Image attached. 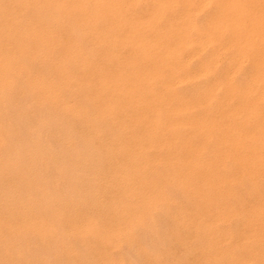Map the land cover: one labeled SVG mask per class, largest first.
I'll use <instances>...</instances> for the list:
<instances>
[{
    "label": "bare ground",
    "instance_id": "6f19581e",
    "mask_svg": "<svg viewBox=\"0 0 264 264\" xmlns=\"http://www.w3.org/2000/svg\"><path fill=\"white\" fill-rule=\"evenodd\" d=\"M36 1L0 0V264L40 263L32 262L31 254L24 251L30 248L28 242L31 239L46 248L52 245L50 243L60 244L57 250L60 256L55 253V257H64L68 264H91V258L93 264H124L122 256L127 253L120 256L117 254L119 249L136 242L139 233L136 231L146 230L147 225L149 228L154 219L152 214H159L162 209L168 211L171 204L177 205L171 196H167V186L180 190L189 202H195L193 209L177 205V214L172 218L181 229L204 234L206 241L202 244L203 262L200 264H248L256 255L247 247L245 249V245L254 241L264 248V0H201L199 6L193 0H183V11L177 17H170V14L180 0H150L144 13H140V9L138 12L140 0H84L78 3L44 0V5L50 8L49 17L38 16ZM210 6L212 14L199 27L195 12ZM190 47L194 50L188 56L190 59L206 48L212 49V55L200 63L196 72L188 70V60L183 56ZM228 50L232 51V57L230 61L228 59L226 71L220 73V56ZM246 65L252 68L251 75L237 82V74ZM200 78L201 81H195ZM192 85L196 87L189 91ZM19 96L20 102L16 101ZM38 109L58 113V116L61 113V121L67 118L68 121L83 122L84 131L100 138L95 142L96 146L113 154L97 165L107 166L114 172H106L108 177L101 181L92 180L96 190L105 189L103 196L98 191L94 195V191L88 194L91 190L88 188L87 194L78 192L74 196L82 178L75 179L78 174L74 176L70 168L67 170L73 177L67 184V180L62 184L65 188L73 186V192L68 189L72 195L61 191L56 178L55 183L60 187L58 192L53 190L52 179L49 182L48 177L45 181L37 177V165L39 167L41 160L51 157L54 148L47 145L46 150L40 142L45 136L40 138L41 132L50 127L48 122H53L48 116L50 113L46 112L48 115L44 116L45 112H39L42 117L38 127L32 126V121L27 119L28 112ZM57 123L63 132H68L66 139L63 135V144L59 143L62 144L60 150H79L81 141L77 135L79 146L69 137V131L75 126L70 125L72 129L67 127V131L65 123ZM52 126L54 128L55 123ZM103 126H113L116 134L109 136V132L107 135L100 132ZM23 130L29 135L22 137ZM103 136L113 140L105 143L101 139ZM54 144L58 147V143ZM91 147L94 146L85 142L82 148L91 150ZM3 151L8 155L4 156ZM28 152L31 153L29 159L24 157ZM46 153L48 156L42 158ZM67 153L65 157H70L71 153ZM24 159H28V164ZM54 159L57 164L56 155ZM47 161L44 164L48 165ZM70 162L72 159L64 165L68 166ZM74 164L71 165L76 167L78 163ZM61 168L57 173L60 176ZM67 170L63 172L70 177ZM104 173L100 176L105 177ZM95 176L98 177V173ZM62 178L58 179L62 181ZM245 184L249 185V192L258 194L256 206L247 208L244 203L233 204L239 195L234 189ZM111 189L118 195H113ZM109 193L113 196L108 202ZM68 196L71 197L69 201L66 200ZM170 210L167 213L170 214ZM222 223L241 226L238 243L246 256L242 253L238 257L234 247L229 249L234 232L232 225L221 230L219 225ZM176 234L173 240L182 243L184 237ZM146 237L144 235L142 239ZM72 240L78 243L75 245L83 246L88 254L93 253V257L83 252L89 261L82 260L85 256L79 263L76 253L82 250L74 244L71 246ZM35 246L31 247L35 249ZM30 251L34 250L30 248ZM147 257L152 264L159 259ZM49 259H43L42 264H51ZM172 259L171 264H176L175 258Z\"/></svg>",
    "mask_w": 264,
    "mask_h": 264
},
{
    "label": "rangeland",
    "instance_id": "374dc122",
    "mask_svg": "<svg viewBox=\"0 0 264 264\" xmlns=\"http://www.w3.org/2000/svg\"><path fill=\"white\" fill-rule=\"evenodd\" d=\"M54 1H65V0H54ZM69 1H71L72 3H78L79 1H84V0H69ZM108 1V0H107ZM149 1L150 0H142V2H141V0L138 2V12H140V10H141V12L140 13H144V11H146L147 10V8H148V6H149ZM193 3H195L196 4V6H199L200 5V2H201V0H193L192 1ZM36 3L38 4V8L37 9H39L38 10V16H50V8H47V6L46 5H44V0H37L36 1ZM140 3V4H139ZM90 4V3H89ZM141 4L144 6V4H145V6L143 7V6H141ZM182 5V6H181ZM91 6H92V4H90L89 5V7L91 8ZM141 6V7H140ZM178 6V7H177ZM177 6H176V8L174 9V11L172 12V14H170L171 16L170 17H177V16H180L181 15V13H182V11H183V8H184V3H183V0H180L179 2H178V4H177ZM43 8V9H42ZM47 9V11H46V9ZM144 8H146V9H144ZM211 8V10H209ZM36 9V10H37ZM140 9V10H139ZM179 9V10H178ZM44 11V13L43 12H41V11ZM34 12V10L33 11H31V14ZM196 14H195V19H196V22H197V25L199 26V27H202L204 24H205V22H206V19H207V17H209L211 14H212V7L210 6V7H208V8H205V9H203L202 11H199V12H195ZM197 13H199V14H197ZM201 13V14H200ZM42 14V15H41ZM203 14V15H202ZM199 15H201V16H199ZM201 17V18H200ZM198 18V19H197ZM48 18H46V20H47ZM203 19V20H202ZM200 21V22H199ZM202 24V25H201ZM86 39V38H85ZM194 39V38H193ZM195 39H198V38H195ZM89 49V51H91L90 49H91V47H88ZM189 49V48H188ZM188 49H186L185 51H184V53H183V56H184V58H187L186 60H188V70H191V71H193V72H196L197 70H198V68H199V65H200V63L201 62H204V61H207L208 59H209V57L212 55V49L209 47V48H206L205 49V51L203 50L197 57H194V58H191L190 59V57H188L190 54H192V52L191 51H194L193 50V47H190V49L188 50ZM191 52V53H190ZM203 53V54H202ZM206 54V55H205ZM222 56L225 58H223L222 59ZM229 56V57H228ZM231 57H232V51L231 50H228V51H226V52H224L221 56H220V69H219V71H220V73H222L223 71H226V68H228V63H229V61H230V59H231ZM204 58V59H203ZM206 58V59H205ZM227 58V59H226ZM228 59H229V61H228ZM191 61V63H189ZM199 61V62H198ZM196 62V63H195ZM198 63V64H197ZM195 64V66H193ZM197 65V66H196ZM225 65V66H224ZM223 66V67H222ZM193 67H194V69H193ZM39 69V68H38ZM251 70L252 68L251 67H249V66H245L244 68H243V70L241 71V73L240 74H237V76H236V78H235V80L237 81V82H241L242 80H243V78H246V77H248V76H250L251 75V73H252V70L251 71H249V70ZM218 71V72H219ZM249 72V73H248ZM245 73V74H244ZM241 76V77H240ZM195 81H201V78L200 79H197V80H195ZM200 85H203V83H199ZM200 85H197V86H200ZM193 85L192 86H190V89H189V91H191L193 88H195V87H193ZM20 96H19V98L17 97L16 98V101L18 100L19 102H20ZM82 99V98H81ZM40 109H38V111H34V112H28L27 113V119H28V121L29 122H31V124H32V126H35V127H38V121H39V119L42 117V115H46L47 113H50L51 114V116H50V114L48 115L49 116V118L53 121H50V122H52V124H54L55 123V127L53 128V126H52V124L51 123H49L48 122V124L50 125V127H48V129L47 130H44L43 132H41V136H40V138L42 137V136H44L43 138H41L42 140L40 141V142H42L41 143V145L43 146V147H45L46 148V150L48 149L47 148V145H49V146H51L52 148H53V155L50 157V156H48L47 155V153H46V155L44 154V156L45 157H43V155H42V158H46L47 156L49 157V158H51V159H47V160H49V162L46 160V159H44V160H46L47 162H48V165L47 164H44V163H46V161L44 162V160H41V159H39V161H40V166L38 167V165H37V169L39 170H37V177H40L41 179H43L44 178V181H45V178L46 177H48V178H46L49 182H50V179H52L53 181H54V179L56 178L57 179V183H58V185L61 187H57L58 185H56V179H55V181L53 182L52 180H51V182H52V184L54 183L55 185H54V187H53V190L54 189H56L55 190V192H58V191H60V189H62L61 191H67L68 192V194L70 193V191L71 192H73L74 191V189H73V186L72 187H64V181L65 180H67V181H65V183L66 182H69L71 179H72V177L73 176H71L73 173V175L74 176H76L77 174V178L76 177H74L75 179H78L79 180V178L81 177L82 179H81V181H80V184H78V190H77V188L75 189V191H74V196L75 195H78L79 193L78 192H80V193H84L85 192V194H87L86 192H88V190H87V188L90 190V192L88 193V194H90V193H92L93 191V195L98 191V194H100L101 192V194H100V196H103V190H105L104 188L102 189L101 188V190H99V188L96 190V187H95V185H93V182H92V180H97V179H99L100 181L102 180V178H107L108 177V175L106 174V172L109 174V172L110 173H113L114 171H113V169H109L108 170V168H107V166H100V165H97V164H103V162H105V160L106 159H108V158H110V157H112V153H106L104 150V152L101 150V148L99 149V147H97L96 146V143L95 142H98V139H100L99 137H96V136H91V135H89V132H86V131H84L85 130V127H83L84 126V123L83 122H81L80 121V123H79V121L77 120H69L68 121V119L67 118H64L65 120L67 119V121H64V119H62V121L60 120V118H63V115L61 116V113H60V116H58L59 114L58 113H55V112H53V113H55V114H53L52 112H48V111H42L41 110V114L43 113V112H45V113H43L42 115H40ZM47 112V113H46ZM34 113H36V115L34 114ZM37 113H39V114H37ZM19 115H20V111H19ZM38 115V116H37ZM44 115V116H45ZM31 116V117H30ZM58 117L59 118V120H57L56 119V117ZM32 118V119H31ZM54 119L56 120V121H54ZM34 121V122H33ZM61 122V124L63 125L64 123V126H66V129H67V131H68V128L67 127H69V130L70 129H72L71 127L73 126V128H74V126H75V128L74 129H72L71 131H69V137L73 140V139H75V141L77 140V138H78V141L81 143V145H80V143L78 142V141H76L75 143H77V145L79 146H81L80 148L83 150H80V148H79V150H75L76 152H80V153H76L75 151L73 152L72 150H69L68 148L66 149V148H64V146H62V148H64V154H62L63 153V151L62 150H60L61 148V145L63 144V141L61 142V140H63V139H66V137L68 136L67 134H68V132L67 133H65V131L63 132L62 130H64L62 127L60 128L59 126H61L60 125V123H57V122ZM70 121H73V123L71 122V124H70ZM75 121H76V123H75ZM35 123H37V124H35ZM67 123V124H66ZM77 123H79V124H77ZM19 124H20V122H19ZM69 124V125H68ZM73 124V125H72ZM37 125V126H36ZM48 125V126H49ZM56 125H57V127H56ZM70 125H72V126H70ZM80 127V128H79ZM108 126H103L102 127V129L100 130V132L101 131H103L104 133H106V135L108 134V132H109V136H110V134L111 135H113V134H116L115 132H116V130H114L115 128L112 126V128H110V127H108ZM51 128V129H50ZM103 128H105V129H103ZM110 128V129H109ZM49 129H50V134H51V138L50 139H48L49 138V135H48V133H49ZM52 129H53V131L55 130V129H57V130H55V134L52 132ZM58 129H59V131H58ZM61 129V130H60ZM109 130V131H107V130ZM105 130V131H104ZM73 131V132H72ZM75 131V132H74ZM60 134H59V133ZM72 132V133H71ZM25 133V134H24ZM46 133V134H45ZM24 134V135H23ZM26 134H28L29 135V133L25 130H23V132H22V137H26V136H28V135H26ZM55 136H54V135ZM57 134V135H56ZM71 134H72V136H71ZM74 134V135H73ZM102 134V133H101ZM47 135V136H46ZM58 135H60V136H58ZM63 135H64V138H63ZM76 135H77V138H76ZM80 135V136H79ZM85 136V138L83 137V136ZM87 135V136H86ZM55 137H59V138H57V140H56V138ZM60 137H61V139H60ZM91 137H93V138H91ZM46 138H47V140H46ZM52 138H55V139H52ZM63 138V139H62ZM83 138V139H82ZM113 138V137H112ZM44 139H45V141H44ZM85 139V140H84ZM94 139V140H93ZM102 141L103 142H105V143H109V142H111V140H113V139H108L107 137H105V136H103L102 138ZM19 140H20V136H19ZM37 140V141H36ZM49 140V142L48 143H51V144H53V145H50V144H46V141H48ZM52 140V141H51ZM59 140V141H58ZM84 140V141H83ZM105 140V141H104ZM108 142H107V141ZM35 141L36 142H38L39 141V137L36 135L35 136ZM88 141V142H87ZM82 142H84L83 144H82ZM85 142L86 143H90V145L91 146H94V147H91V148H93V149H91V150H87L86 148H82L84 145H85ZM44 143L46 144V146L44 145ZM54 143H58V147H57V145L56 144H54ZM59 143H62V144H60L59 145ZM92 143H94V144H92ZM39 143H37V145H38ZM40 144L38 145L39 147L41 146ZM55 145V146H54ZM41 146V148H43ZM57 147V148H56ZM57 149V150H54V149ZM39 148H37L36 150H38ZM65 149H66V151H65ZM98 151H97V150ZM60 150V151H59ZM68 150V151H67ZM74 150V149H73ZM96 150V151H95ZM209 151H212V148L211 147H209V149H208ZM5 151H8V154L9 153H11L9 150H5ZM5 151H3L4 153H5V155L4 156H6V155H8V154H6L7 152H5ZM44 151H45V149H44ZM55 151H59V152H55ZM72 151V152H71ZM88 153H87V152ZM102 151V152H101ZM43 152V151H42ZM54 152L56 153V154H54ZM71 153V154H73V155H71V154H69L70 155V157L68 156H66L65 157V155H66V153ZM85 154V152L89 155V157H88V155L87 154H85L86 155V158H85V156L83 155V153ZM90 152H92V153H90ZM44 153V152H43ZM58 153H59V155H58ZM67 153V154H68ZM103 153H106V155L105 154H103ZM29 154H31L30 152H28L26 155H24V157L25 158H28L29 159ZM61 154V155H60ZM74 154H77V156H75ZM79 154V155H78ZM95 154H96V156H95ZM100 154V155H99ZM55 155H56V157H57V159H56V161L59 159V161H60V159H61V164H60V162L59 161H57V164H56V162H55ZM62 155H64V156H62ZM94 156V158H93V156ZM104 155H105V157H104ZM111 155V156H110ZM59 156V157H58ZM61 156V157H60ZM78 156H80L79 158H78ZM98 156H100V157H98ZM62 157H65V160L64 159H62ZM92 157V158H91ZM104 157V158H103ZM41 158V157H40ZM72 159V162H70L71 164H73L74 166H75V164L74 163H78L77 164V166L76 167H74L73 165H71V164H68V166H67V164H65L64 165V163H68L69 161H71V159L68 161V159ZM76 158H78V160H76ZM91 158V159H90ZM95 158H96V160H95ZM100 158V159H99ZM28 159L26 160V159H24V163H27L28 164ZM74 159V160H73ZM82 160V161H80V160ZM84 159V160H83ZM87 159L88 160H90L89 162L87 161ZM63 160H64V163H62L63 162ZM78 161V162H76V161ZM93 162H92V161ZM102 160V161H101ZM39 161H38V163L37 164H39ZM43 161V162H42ZM53 161V162H52ZM74 161V162H73ZM84 161V162H83ZM87 163H86V162ZM100 161L102 162V163H100ZM55 162V163H54ZM59 162V163H58ZM80 162V163H79ZM82 162V163H81ZM53 163V164H52ZM52 164V165H51ZM60 166H59V165ZM62 164L64 165V166H62ZM79 164L81 165V164H83L84 165V167H82L83 165H81L80 166V168H78V166H79ZM86 164V165H85ZM91 164V165H90ZM46 165V166H45ZM51 167H50V166ZM58 166V168L60 169L61 167H63V168H61V171L63 170L64 172L67 170V168L69 169L70 168V170H71V172H73V173H71L70 171L68 172V170H67V173H68V175H70V177H68L67 176V174H65L63 171H62V176H60V174H57V173H59L58 172V168H57V166ZM69 165L71 166V167H69ZM87 165L89 166H91V167H93V169L95 170V171H93L92 172V168H90V166H89V168L87 167ZM93 165V166H92ZM48 166V167H47ZM52 166H53V169H51L52 168ZM56 166V167H55ZM74 168H73V167ZM40 167H42V168H40ZM94 167H96V168H94ZM110 168L111 167H113L112 165L111 166H109ZM48 168L49 169H51V170H48ZM55 168V169H54ZM66 168V169H65ZM45 169H47L46 171H45ZM74 169H75V171H74ZM80 170V172H79V170ZM90 170V171H88V170ZM97 169V170H96ZM83 170V171H82ZM160 170H162V169H160ZM42 171V172H41ZM60 171V170H59ZM85 171H87L86 173L87 174H84L85 173ZM102 171V172H101ZM44 172H46V173H44ZM48 172V173H47ZM77 172V173H76ZM82 172V173H81ZM90 172H92V173H90ZM105 172V173H104ZM42 173V174H41ZM44 173V174H43ZM50 173V174H49ZM70 173V174H69ZM76 173V174H75ZM98 173V177H100V178H98V177H96L95 176V174H97ZM102 173H104L105 174V177H101L100 175L102 174ZM14 174V173H13ZM48 174V175H47ZM64 174L66 175L65 177H64ZM38 175H42V176H38ZM50 175V176H49ZM52 175H55V176H52ZM84 175V177H85V179L83 180V178L84 177H82ZM88 175H89V177H88ZM91 175L93 176L92 178H91ZM60 176V177H59ZM53 177V178H52ZM63 177V178H62ZM86 177H88L87 178V180H86ZM60 178H62V181H60L59 179ZM65 178V179H64ZM67 178V179H66ZM96 178V179H95ZM69 179V180H68ZM74 179V180H75ZM83 180V181H82ZM61 183H60V182ZM85 181V182H84ZM104 181L105 180H103L102 181V184H104ZM63 183V184H62ZM82 183V184H81ZM61 184V185H60ZM67 184V183H66ZM90 184H91V186H90ZM62 185H63V187H62ZM88 185V187H86ZM3 186V185H2ZM84 186L86 187V188H84ZM90 186V187H89ZM97 186V185H96ZM105 186V185H104ZM50 187V186H49ZM81 187V188H80ZM95 187V188H94ZM245 187H247L246 189H244ZM57 188H60V189H57ZM64 188V189H63ZM82 188H84L85 190H87V191H85L84 189H82ZM94 188V189H93ZM168 188V189H167ZM171 188V189H170ZM235 188V187H234ZM68 189H70V191H68ZM82 189V190H81ZM237 189H240V190H237ZM77 190V191H76ZM110 190V189H109ZM113 189H111V191H112ZM169 190V192L171 193V195H170V193L169 192H167ZM235 192L237 193V195H238V199L237 200H235V201H233V204L234 205H240V204H246L245 206L247 207V208H250V207H252V206H256L257 204H258V202H259V199H258V194L257 195H253L252 193H251V191L249 192V185L247 186V184H245L242 188H240V187H236L235 189ZM243 190V191H242ZM241 191V192H240ZM77 192V193H76ZM166 192H167V196L168 197H170L171 196V198L175 201V205L177 204L178 206H186L185 208H189V209H193V208H195V202H189V200L188 199H186L185 197H184V195L182 194V192H180V190L178 191V189H176V188H174V187H170V186H167L166 187ZM176 192V193H175ZM180 192V193H179ZM244 192H245V195H247V196H245L244 195ZM112 194L114 193V190H113V192H111ZM250 193H251V195H250ZM71 195L73 194V193H70ZM69 194V195H70ZM110 194V193H109ZM108 194V195H109ZM112 194H110L109 195V197H107L108 198V200H107V198H102V200H107L108 202H109V199H111V195ZM182 194V195H181ZM113 195H118L117 193H115V194H113ZM112 195V196H113ZM172 195H173V197H172ZM181 195V196H180ZM242 196V198H241V196ZM176 197H177V199H176ZM180 197V198H179ZM247 199H246V198ZM249 197V198H248ZM69 198V199H68ZM68 198L66 199V200H70V198L71 197H69L68 196ZM180 199V200H179ZM244 199V200H243ZM257 199V200H256ZM104 200V201H105ZM38 201H39V203H41L40 202V199H38ZM68 201H65L66 203L68 202ZM180 201V202H179ZM177 202V203H176ZM246 202V203H245ZM38 203V204H39ZM179 203V204H178ZM240 203V204H239ZM176 205V206H177ZM174 207V209H175V207L176 206H174V204L172 205H169V210H170V208H171V210H170V214L169 213H167V212H169V210L168 211H166L165 209H162L161 210V212L159 211V214L158 213H154V214H152L154 217H152V218H154V219H152V223L151 222H148L149 223V225H150V223H151V225L149 226V228H148V225H147V229L145 230V229H140V230H138V231H136L137 233V235H138V237L136 236V242L134 243V244H131V245H124V247H123V249L121 248V249H119V251L117 252V254L119 253V255L120 256H122L124 253H127V256H125V255H123L122 257L124 258V264L126 263L127 264V262L129 263V264H135V261H139V263L138 264H152V261L151 260H149V258L147 257V256H149V257H152V258H156V257H159V259H157V260H159V263H158V261L156 260V263L154 262L153 264H166V263H168V264H171L172 262H174V260L172 259V257H174L175 258V261H176V264H183V263H185V264H200V263H202L203 262V259H202V251H203V249H202V244H204L205 243V236H204V234H202V233H200V234H196V233H194V232H187V231H185V230H183V229H181V227L175 222V220H174V218H172V217H175L174 215H176L177 213H176V209L174 210L173 209V207ZM173 210L175 211V212H173ZM162 211H165L164 213L162 212ZM173 213V214H172ZM161 214V215H160ZM165 215V216H164ZM168 215V216H167ZM170 215H172V216H170ZM160 216H161V218H160ZM156 217V218H155ZM164 218H166L165 220H164ZM171 218V219H170ZM157 220H158V223H157ZM171 220L173 221L174 220V222H171ZM154 221V222H153ZM169 221V222H168ZM171 224H172V227H171ZM225 224L224 223H222V224H220L219 225V227H220V229L221 230H223V229H228L229 227H230V225H232L231 226V229L233 230L232 231V233L234 234V239H233V244H229V249H231V247H234V253H235V255L236 256H238V257H241L242 256V253H243V257L244 256H246V251L245 250H241V248H240V246L242 247V245L240 244V243H238V239L240 238L241 239V234L240 233H242V231H241V226L238 224V226L239 227H237V224H234V223H232V224H226L225 225V227H223ZM234 225V226H233ZM157 226H159V227H157ZM165 226V227H164ZM170 226V228H168ZM154 227V229L152 230V228ZM161 227V228H160ZM178 227H179V229H178ZM162 229V230H161ZM167 229V230H166ZM172 229V230H171ZM178 229V230H177ZM152 230L153 232H150V231ZM156 230V231H155ZM141 231V232H140ZM160 231H161V233H160ZM171 231V232H170ZM173 231V232H172ZM179 231V232H178ZM182 231V232H181ZM155 232H156V234H155ZM159 232V233H158ZM163 232V233H162ZM168 232V233H167ZM141 233H143V234H141ZM145 233V234H144ZM147 233L149 234V235H147ZM154 233V234H153ZM167 233V234H166ZM177 233V234H176ZM186 233V234H185ZM190 233V234H189ZM153 235V240H152V235ZM158 234V235H157ZM161 234H163V235H161ZM179 235V236H181V238H183L184 240L182 241V243L181 242H178L177 243V241H175V239L173 240V238H175V236H173V235ZM185 234V235H184ZM141 237H140V236ZM144 235H145V239H142V237H144ZM156 235V236H155ZM166 235V236H165ZM196 235H198L199 237H197ZM240 235V236H239ZM151 236V237H150ZM160 236V237H159ZM191 236V237H190ZM154 237H156V239H154ZM170 237V238H169ZM172 237V238H171ZM189 237H190V239H189ZM194 237V238H193ZM158 238V239H157ZM162 239V241H161V243H160V240ZM188 238V239H187ZM200 238V239H199ZM168 239V240H167ZM202 239V240H201ZM139 240H142V241H139ZM148 240V241H147ZM158 240V242L156 243V241ZM29 241V240H28ZM31 242V244L33 245V246H38L39 248L41 247V249H40V252L39 251H37V250H39V248H36V246H35V249H34V247H31L30 246V243L28 242V245H29V247L32 249V250H34V251H30V248L28 249V248H26V249H28V250H25L24 249V251L27 253V252H29V253H27L28 255H30L31 254V261L32 262H35V261H37V262H40L41 264H42V261H43V259L44 260H46V261H48V257H50V259H49V261H50V263L51 264H55V261L57 260V262H56V264H59L58 263V261H60V264H61V260H62V258H63V263L64 264H68V262L64 259V257H55V253H57V250H58V248L60 247V244H58L59 246H57L56 244L57 243H50V244H52L51 246L49 245L47 248L46 247H44V245L42 244V246H41V243L39 242V241H36V242H34V240L33 239H31L30 240ZM146 241V242H145ZM153 241H155V242H153ZM191 241V242H190ZM194 241V242H193ZM34 242V243H33ZM37 242H38V245H37ZM164 242V243H163ZM167 242V243H166ZM185 242V243H184ZM193 242V243H192ZM36 243V244H35ZM74 243H76L75 241H74ZM73 240L71 241V246H73ZM137 243H138V245H137ZM147 243H149L148 244V246H147ZM153 243L155 244V245H153ZM159 243V244H158ZM163 243V244H162ZM188 243V246H186V244ZM189 243L190 244H192V245H189ZM238 243V246H236V244ZM249 243H250V245H249ZM254 241H249L246 245H245V249H247V250H250V251H252L253 252V254H255L256 255V257L255 258H253L254 257V255H253V257L252 258H250V260L247 262L248 264H264V248H262V246H260L259 244H257L256 242L254 243ZM35 244V245H34ZM69 244V245H70ZM76 244H78V243H76ZM135 244L138 246H135ZM141 244V245H140ZM144 244V245H143ZM146 244V245H145ZM165 244H166V246H165ZM180 244H182V246L180 245ZM185 246H184V245ZM132 245H134V248L132 247ZM151 245V246H150ZM167 245L169 246V247H167ZM172 245V246H171ZM176 245V246H175ZM54 246H56V248L54 247ZM74 246H77V245H75L74 244ZM130 246H131V250H130ZM143 246L145 247L144 249H143ZM165 246V247H164ZM179 246V247H178ZM193 246H196V247H193ZM198 246H199V248H198ZM260 246V247H259ZM154 249H152V248ZM192 247V248H191ZM236 247H238V248H236ZM247 247V248H246ZM45 248H46V250L47 249H49V252H47L46 250H45ZM50 248H52V251L50 250ZM81 249L82 251H80V252H78V253H76L79 257H78V259H80V260H78L79 261V263H81L82 262V260H84L85 262L86 261H89V259H87V257L88 256H86V254L87 255H90V254H92L91 255V257H93V253H91L90 252V254H88V252H86V250H85V248L83 247V246H81V245H78L77 246V249ZM83 248V249H82ZM141 249V251H139V249ZM160 248V249H159ZM164 248V249H163ZM181 248V249H180ZM188 248V249H187ZM147 249H148V251H147ZM150 249H152V250H150ZM162 249V250H161ZM172 249V250H171ZM260 249V250H259ZM45 252H44V251ZM88 250V249H87ZM125 250V251H124ZM137 252H135V251ZM138 250V251H137ZM144 250H145V252H144ZM164 250V251H163ZM169 250V251H168ZM240 250V251H239ZM41 251H42V253H44V254H42L41 255ZM54 251V252H53ZM79 251V250H78ZM122 251H124V252H122ZM150 251V252H149ZM160 251V252H159ZM161 251H163V252H161ZM197 251V252H196ZM199 251V252H198ZM262 251V252H261ZM31 252V253H30ZM33 252H35L34 254H33ZM54 253V255L53 256H50L49 254H51V253ZM83 252H85L86 254H85V256H84V253ZM122 252V253H121ZM133 252V253H132ZM138 252H139V256H140V258L138 257ZM152 252V253H151ZM154 252V253H153ZM186 252V253H185ZM191 252V253H190ZM200 252H201V254H200ZM239 252H240V254H239ZM48 253V255H46ZM52 253V254H53ZM143 253V254H142ZM156 253V254H155ZM166 254V256H165V254ZM182 253V254H181ZM186 254V257H185V255L184 254ZM33 254V255H32ZM51 254V255H52ZM58 254V253H57ZM56 254V256H60V254H58L57 255ZM80 254H83L82 255V257L80 256ZM133 254L136 256H133ZM137 254V255H136ZM168 254V255H167ZM188 254V255H187ZM259 254V255H258ZM34 255H36L35 256V259H33L34 258ZM40 255V256H39ZM43 255H45V256H43ZM143 255V257H141ZM157 255H159V256H157ZM178 255H179V257H178ZM189 255H190V257H189ZM39 256V257H38ZM43 256V259H41L40 257H42ZM48 256V257H47ZM129 256H131V257H129ZM155 256V257H154ZM171 256V257H170ZM47 257V258H46ZM53 257H55V258H53ZM85 257V258H84ZM90 257V258H91ZM169 257H170V259H169ZM197 259H196V258ZM261 257V258H260ZM58 258V259H57ZM59 258H61V260L59 259ZM82 258H84V259H82ZM130 258V259H129ZM132 258H134V260L132 259ZM139 260H138V259ZM145 258V259H144ZM148 258V259H147ZM168 258V260L166 261V259ZM54 259V260H53ZM82 259V260H81ZM125 259H126V261H125ZM146 259H147V262L148 263H146ZM195 259V260H194ZM256 259V260H255ZM35 260V261H34ZM39 260H41V261H39ZM65 260V261H64ZM91 260L93 261V259L91 258L90 259V263L91 264H93L92 262H91ZM129 260H131V261H129ZM145 262H144V261ZM170 260V261H169ZM201 260V261H200ZM162 261V262H161ZM187 261V262H186ZM251 261V262H250ZM36 262V263H37ZM54 262V263H53ZM134 262V263H133ZM40 263H37V264H40ZM62 263V264H63ZM136 264H137V262H136ZM223 264V263H222ZM225 264V263H224Z\"/></svg>",
    "mask_w": 264,
    "mask_h": 264
}]
</instances>
